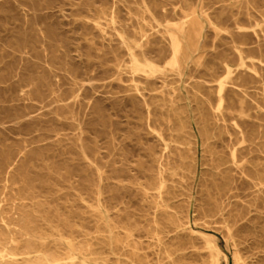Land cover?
I'll use <instances>...</instances> for the list:
<instances>
[{"label":"rangeland","instance_id":"374dc122","mask_svg":"<svg viewBox=\"0 0 264 264\" xmlns=\"http://www.w3.org/2000/svg\"><path fill=\"white\" fill-rule=\"evenodd\" d=\"M40 3L36 20L41 25V73L51 77L50 70L54 69V80L64 92L78 84L81 102L76 106V122L82 127V142L88 146L90 159H82L73 150L76 143H81L77 134L80 128L72 124L64 110L55 114L52 105L27 115L23 121L3 123L8 115L22 111L17 106L1 113L0 152L2 145L26 144L28 149L55 155L40 158L35 165L55 186L41 188L40 198L54 199L63 215L72 214V224L82 229L79 239L99 248L111 264H212V252L205 239L177 227L187 213L191 225L211 228L214 242L221 249L214 264H264V176L251 167L264 166V158H251L245 172L221 173L215 167L214 157L218 153L228 155L229 151L227 140L218 136L225 128L223 120H214V109L209 111L210 136L202 134L201 108L208 98L215 105L219 79L229 80L224 66L218 63L205 68L194 63L180 72L166 68L154 77L133 76L127 71L124 57L117 61L110 49L111 45L118 46V38L108 26V13L112 9L119 11L123 1ZM23 7L24 0H0V40L13 38L10 34L15 20L25 19ZM32 55L31 52L29 56ZM120 62L122 69L117 66ZM251 67L264 71V62ZM261 84L254 82L249 89L257 101L251 119L257 122H264ZM137 86L156 87L150 98L151 118L146 112H138L130 98L138 92ZM163 102L167 104L160 105ZM40 111L41 126L36 127L31 120ZM149 123L171 144L173 164L181 163L179 153L188 155L183 169L164 175L166 185L161 192L157 161L160 153L153 158L149 148L161 149L165 145ZM52 130L57 134L50 135ZM261 146L264 147L253 146L252 154H262ZM190 148L197 156L194 166H190ZM3 167L1 163L0 168ZM49 168L55 169L54 173H49ZM68 168L69 175L65 174ZM57 170H61V175L55 173ZM6 177L0 174L1 199L22 192L10 184L11 179H20L18 176ZM98 204H102L105 222L95 212ZM8 207L6 204L5 208ZM113 223L120 226L109 227ZM103 229L106 234L113 230L122 239V245L106 246L103 235L98 233ZM236 253L243 261L236 262Z\"/></svg>","mask_w":264,"mask_h":264},{"label":"bare ground","instance_id":"6f19581e","mask_svg":"<svg viewBox=\"0 0 264 264\" xmlns=\"http://www.w3.org/2000/svg\"><path fill=\"white\" fill-rule=\"evenodd\" d=\"M40 1L24 0V21L15 20L16 26L10 34L13 38L0 40V83L8 82V85L0 84V114L16 106L22 108V111L8 115L4 123L23 121L27 115L51 105L57 115H60L59 110H64L72 124L80 128L77 134L81 143H76L73 150L82 159L89 160L88 146L82 142V127L79 121L76 122L79 115L76 106L81 102L78 84L64 92L59 88V82L54 80V69L50 70L51 77L45 76V72L41 73V25L36 20ZM121 1L119 11L112 9L108 13V26L118 38V46L111 45L110 48L115 59L118 61L124 57L128 62V72L133 76L145 77H154L166 68L180 72L194 63L205 68L209 64L221 63L229 80L219 79L216 104L208 98L207 104L201 108L203 136H210L209 111L213 109L214 120H223L225 128L219 130L218 136L227 140L229 153H218L214 157L215 167L221 173L232 170L245 172L250 167L248 163L251 158H264L263 146L260 147L262 154L253 155L251 150L255 145H264V122L251 119V110L257 101L249 90L254 82H262L264 90V71L251 67L264 62V0ZM49 44L55 47L53 41L49 40ZM31 52L33 57L29 56ZM117 66L122 69L123 64L120 62ZM136 88L138 92L130 98L138 112H146L151 118L153 107L150 98L156 87ZM71 97L73 99L66 102ZM174 101L170 100L172 109L175 108ZM163 104L167 102L160 103ZM40 117L41 111L32 117L31 123L36 127L41 126ZM167 119L169 123L172 122L171 118ZM229 119L231 123H228ZM149 127L156 130L165 145L161 149L155 146L149 148L153 158H156L157 152L160 153L157 161L161 181L158 191L161 192L166 185L164 175L183 169L188 155L179 153L181 163L173 164L171 144L151 123ZM52 134H57V131L52 130ZM227 134L229 136H225ZM190 151V166H194L196 152L192 148ZM45 156L55 155L35 148L28 149L26 144L1 146L0 160L4 167L0 168V174H6V178L18 176L20 179H11L10 184L13 189L18 188L22 192L11 193L13 195L7 199L0 198V264H111L99 248L88 240L79 239L82 229L72 224V214L63 215L59 206L53 203L54 199L40 198L41 188H55L49 179L42 176L46 173L35 166ZM251 167L264 176V166ZM54 170L48 169L49 173H54ZM55 173L61 175L62 172L57 170ZM70 173L71 170L66 169L65 174ZM97 192L100 193L101 189ZM8 200L6 204L9 207L6 209L3 201ZM100 206L102 204L96 206L95 212L105 222L107 217ZM118 226L119 223L109 224V227ZM177 227L182 232L204 238L212 252L211 263L218 261L221 249L214 242L211 228L191 225L188 213ZM106 231H98L103 235L106 246L122 245V239L113 230H109L110 234H106ZM235 259L236 262L243 261L237 253Z\"/></svg>","mask_w":264,"mask_h":264}]
</instances>
